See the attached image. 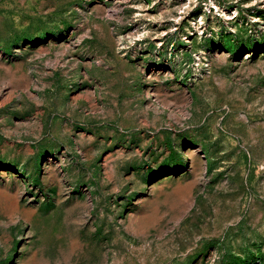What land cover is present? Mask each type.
Wrapping results in <instances>:
<instances>
[{"label": "rangeland", "instance_id": "obj_1", "mask_svg": "<svg viewBox=\"0 0 264 264\" xmlns=\"http://www.w3.org/2000/svg\"><path fill=\"white\" fill-rule=\"evenodd\" d=\"M0 264H264V0H0Z\"/></svg>", "mask_w": 264, "mask_h": 264}, {"label": "bare ground", "instance_id": "obj_2", "mask_svg": "<svg viewBox=\"0 0 264 264\" xmlns=\"http://www.w3.org/2000/svg\"><path fill=\"white\" fill-rule=\"evenodd\" d=\"M226 15V14H225ZM228 18H230L229 16H228Z\"/></svg>", "mask_w": 264, "mask_h": 264}]
</instances>
